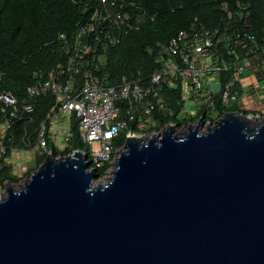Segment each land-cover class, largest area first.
<instances>
[{"label":"water","instance_id":"obj_1","mask_svg":"<svg viewBox=\"0 0 264 264\" xmlns=\"http://www.w3.org/2000/svg\"><path fill=\"white\" fill-rule=\"evenodd\" d=\"M125 136L102 183L49 152L0 196V264H264V119Z\"/></svg>","mask_w":264,"mask_h":264},{"label":"trees","instance_id":"obj_2","mask_svg":"<svg viewBox=\"0 0 264 264\" xmlns=\"http://www.w3.org/2000/svg\"><path fill=\"white\" fill-rule=\"evenodd\" d=\"M123 10L131 18L113 28L117 42L104 40L91 43V36L77 38V27L85 24L90 15L101 8L99 0H0V94H6L13 104L0 100V189L4 184H17L37 168L49 152L53 157H64L74 150L86 153V146L78 136L77 118L71 112L67 137L57 147L51 137L50 117L58 112V105L48 90L28 96L26 88L45 80L50 72L58 73L57 80L68 83L72 92L82 86L86 72L97 77L103 86L114 85L123 79L148 84L150 74L166 57L163 44L177 31L183 30L188 39L198 34L200 26L212 34L213 63L227 66L216 76L225 84L227 93L241 94L233 78V70L246 61L248 49L261 45L264 37V0H120ZM130 24L131 26H128ZM200 25V26H199ZM60 34L63 38H60ZM251 36L248 39L246 36ZM85 45L94 51L77 57ZM184 48V51H186ZM179 55L173 56L177 58ZM181 79L172 85L161 83L145 98L154 108L147 114L137 111L134 118L121 128L111 141L109 160L119 149L128 132L147 135L158 132L166 124L176 128L192 123L213 122L226 112L242 115L260 114L244 110L237 103L222 101L220 93H209L208 100L199 106L193 117L183 114ZM30 107L29 111L24 106ZM119 117L133 107L135 101L120 100ZM42 129L44 145L37 140ZM32 151L34 164L19 175L9 161L11 152ZM109 160L94 169L95 178L101 177Z\"/></svg>","mask_w":264,"mask_h":264},{"label":"built area","instance_id":"obj_3","mask_svg":"<svg viewBox=\"0 0 264 264\" xmlns=\"http://www.w3.org/2000/svg\"><path fill=\"white\" fill-rule=\"evenodd\" d=\"M99 3L101 8L94 11L85 24L77 27L76 37L92 34L91 43L92 41L104 40L109 44H114L118 39L113 33V28L117 27L121 22H127L131 16L123 10L120 0H99ZM127 25L131 26L130 24ZM199 28V33L194 34L189 39L185 31L179 30L168 39L165 45L163 44V52L166 57L160 58L159 66L150 74L148 84L133 79H123L114 85L103 86L97 77L86 72L80 89L72 92L67 81L63 83L57 80L58 73L50 72L41 83L28 86L26 92L28 96L37 95L43 90L51 92L58 105V112L54 117L48 118L49 121L53 118L62 117L68 120L70 113L74 112L77 118L78 136L88 146L90 152V155L87 152L84 153L88 162L87 168L95 169L101 166L103 162L109 160L112 139L121 128L125 127L127 122L134 118L136 112L141 111L147 114L154 108L155 103L152 101L143 104L142 101L150 94H153L154 88L161 83L172 85V80L181 79L183 107L186 105L185 97H183L184 92L191 91L194 96L204 92L202 89L210 83L211 78H215L214 84L216 88L213 90L209 89V92L215 94L219 92L224 102L236 100L235 92L227 93L228 84H225L223 91L220 92L221 84L216 76L222 70H226L227 66L213 63L210 49L212 34L202 26ZM59 36L63 38L62 34ZM246 37L248 39L252 38L249 35ZM92 44L95 45V43ZM185 47H187L186 51H184ZM91 51H94V48L91 45H85L81 52L77 53V57L81 58V55ZM247 52L246 61L234 68V77L243 72L246 69V65L264 68V37L261 39L259 47L248 49ZM176 55H179V57L172 58ZM260 93L261 97L264 98V86L260 88ZM123 99L135 101V105L126 108L124 116L120 118L117 102ZM0 100L4 104L14 103L10 96L3 93L0 94ZM24 109L29 111L30 107L25 105ZM258 115L262 114L252 116ZM211 123L208 121L203 122L202 126L205 128L206 125ZM168 124L175 126L172 123ZM188 124H183L181 129H186ZM4 127L5 124H0V133L4 130ZM136 135L128 132L125 136L135 137ZM66 137L67 134L65 133V140ZM37 140L40 146L44 145L42 129L38 132ZM95 141L98 142V146L95 150H92L91 143ZM119 149L115 151L113 156ZM113 156L111 159H113Z\"/></svg>","mask_w":264,"mask_h":264},{"label":"crops","instance_id":"obj_4","mask_svg":"<svg viewBox=\"0 0 264 264\" xmlns=\"http://www.w3.org/2000/svg\"><path fill=\"white\" fill-rule=\"evenodd\" d=\"M233 78L237 81L238 86L242 91L240 96H238V98L234 100L238 104V107L244 110H253L262 114L261 112H264L263 111L264 107L262 110H260L259 108L254 107V102H258L260 104L264 103V98L261 97V93H260V88L264 86V68H259L254 65L253 66L246 65V69L243 72L237 74L235 77L233 76ZM214 79L215 78H211L210 83L207 86L203 87L202 89L204 91L202 92L203 94L199 93L194 96L191 91L184 92L183 97H185L186 104L187 101L192 102L195 111L193 114L186 115L184 111L185 110V105H184L183 114L182 116H178V118L181 119L182 117H188V116L193 117L197 114V112L199 111V106L208 100L209 93H211L209 92L210 91L209 89L213 90L216 88V85L214 84ZM58 119L60 118H54L53 121L57 122ZM56 125L57 124H54L53 126ZM51 127H50V131H51ZM67 129H68V123L66 124V131H65L66 134H67ZM51 137L53 138L52 132H51ZM20 153L28 154L27 161H24L19 157ZM9 161L12 163L17 173L18 172L22 173L24 168L27 167L31 168L33 166L34 155L32 151H28V152L15 151V152H11ZM28 164H32V166L30 167Z\"/></svg>","mask_w":264,"mask_h":264},{"label":"rangeland","instance_id":"obj_5","mask_svg":"<svg viewBox=\"0 0 264 264\" xmlns=\"http://www.w3.org/2000/svg\"><path fill=\"white\" fill-rule=\"evenodd\" d=\"M228 103L230 104V103H236L235 101H228ZM254 107H256V108H259L260 110H262L263 109V107H264V103H262V104H260V103H258V102H254ZM185 113H186V115H189V114H193L194 113V111H195V109H194V106H193V104H192V102H190V101H187V104L185 105ZM264 111V110H263ZM262 113V115H258L257 116V120H262V119H264V112H261ZM250 116H251V118L253 119L254 118V116H252L251 114H249ZM54 120V118L51 120V132H52V135H53V140H54V143L56 144V146L57 147H62V145H64V133H65V131H66V124L68 123V121H67V119H65L64 117H62V118H60V119H58V121L57 122H55V121H53ZM54 124H57L56 126H53ZM194 124V123H193ZM204 128V126H200L199 127V130H201V129H203ZM161 130V129H160ZM186 129H184V130H182L181 129V127H179V128H176L175 129V132H177V133H181L182 131H185ZM152 133V132H151ZM154 133V132H153ZM150 134V133H149ZM148 135V134H147ZM144 136H146V135H144V134H137L135 137H140V138H143ZM85 146H86V152L88 153V155H90V152H89V150H88V146L85 144ZM97 146H98V142H92L91 143V147H92V150H95L96 148H97ZM117 156V153L113 156V158L114 157H116ZM19 157L22 159V160H24V161H27V159H28V154L27 153H20V155H19ZM113 159H111L110 160V162H109V167L105 170V173L103 174V176H101V177H99V178H95V177H93V179H92V184H95V183H102V182H104L106 179H107V177L109 176V174H110V172H111V170H112V168H113ZM30 167L32 166V164H28ZM29 169V167H27V168H24V172L22 171V173L21 172H18V174L19 175H22L23 173H25L26 172V170H28ZM28 175V174H27ZM23 180V179H22ZM21 180V181H22ZM20 181V182H21ZM19 183V182H18ZM7 184L8 183H6V184H4V186L0 189V196H2V195H4L5 194V190H4V187L5 186H7ZM13 185V184H12ZM14 187H16L17 186V184H14L13 185Z\"/></svg>","mask_w":264,"mask_h":264}]
</instances>
